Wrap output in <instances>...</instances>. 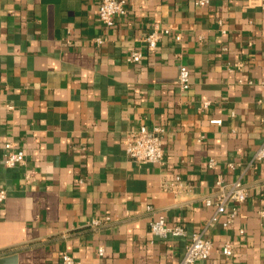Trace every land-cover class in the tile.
Returning a JSON list of instances; mask_svg holds the SVG:
<instances>
[{"label":"crops","instance_id":"crops-1","mask_svg":"<svg viewBox=\"0 0 264 264\" xmlns=\"http://www.w3.org/2000/svg\"><path fill=\"white\" fill-rule=\"evenodd\" d=\"M126 2L107 28L101 0H0V264H59L64 253L78 264H173L200 232L214 254L196 264H264V163H253L264 146V0ZM156 26L171 33L152 52ZM134 51L143 59L130 64ZM142 126L165 128L164 165L128 157L123 141ZM13 151L25 165H5ZM177 177L188 187L179 197L164 190ZM219 178L248 193L229 204L239 214L228 228L207 205ZM160 216L186 235H154Z\"/></svg>","mask_w":264,"mask_h":264},{"label":"built area","instance_id":"built-area-1","mask_svg":"<svg viewBox=\"0 0 264 264\" xmlns=\"http://www.w3.org/2000/svg\"><path fill=\"white\" fill-rule=\"evenodd\" d=\"M211 3V0H195V5L200 8L207 7ZM127 2L126 0H101L98 9L99 21L107 28H112L116 24V19L123 17L127 14ZM147 36L145 39L147 47L150 51L154 52L157 49L158 44L164 36L169 35L171 32L168 29L158 28ZM226 33V32H224ZM177 40L181 39L178 35ZM99 45L103 44L101 38L95 40ZM143 59V54L140 51L132 52L127 62L130 64L139 63ZM191 72L186 66H181L178 76V85L181 91H187L191 87ZM264 85V83H263ZM210 102L205 101L202 104V112H206L210 107ZM11 108V107H10ZM264 121V118H263ZM211 124L221 125V120H212ZM165 128L163 126H155L153 129H149L146 126H142L137 129L130 130L123 143L125 146L128 157L139 164H158L164 165L166 161V153L164 148L165 143ZM26 154L24 151H13L5 155L4 163L7 167L13 168L16 166L25 165ZM253 163H264V146H262L256 153ZM216 161L211 160L209 167L214 168ZM233 168V164L230 165ZM31 175H27V179H30ZM217 188L220 192L215 202L207 201V205H214L218 214H226L227 217L223 222L224 228H228L238 217L239 211L236 206L228 209L229 204H242L248 198L246 189L243 188L240 181L233 184H226L219 178L217 180ZM188 187L184 183L181 177H177L175 181L166 183L164 190L172 192L176 196H182L184 192H187ZM7 199V191L0 187V204H3ZM151 209V208H149ZM260 216L263 220L264 231V212H260ZM111 221V218H106V222ZM94 225L101 224L100 220H94ZM151 232L163 239H167L170 236L181 237L186 235V231L182 226H170L166 220V217L160 216L150 223ZM234 252V245L231 242H227L222 248V254L226 257H231ZM105 253L104 248L99 249V255L103 256ZM214 254L213 241L205 236L204 232L196 233L193 235L191 242L187 246L185 255L182 259L175 261L173 264H196L199 261L207 260ZM59 264H78L72 256L68 253H64Z\"/></svg>","mask_w":264,"mask_h":264}]
</instances>
